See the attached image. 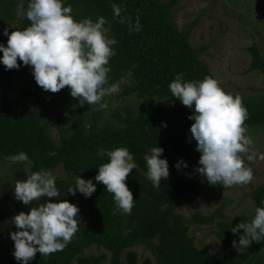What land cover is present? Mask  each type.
I'll return each instance as SVG.
<instances>
[{"label": "trees", "instance_id": "trees-1", "mask_svg": "<svg viewBox=\"0 0 264 264\" xmlns=\"http://www.w3.org/2000/svg\"><path fill=\"white\" fill-rule=\"evenodd\" d=\"M21 1L0 0V43L5 46L8 39L3 35L5 28L11 33L30 26L26 17L18 19L17 6ZM177 3L178 0H64L65 6L71 5L77 21L84 18L95 21L101 16L108 21L109 35L117 40L113 46L116 54L109 61V84L119 86L125 78L129 79L118 98L136 96L147 102L152 97L161 99V104L153 102L152 109L146 106L135 111L126 106L125 116L116 115L118 124L104 119L107 109L81 106L71 97L67 86L57 93L43 91L35 82L31 67L19 60V70L6 71L0 64V167L7 163L11 169L0 176V264H19L13 256L14 241L10 238V233L17 231L12 217L21 211L28 213L31 207L46 200L42 197L29 206L17 201L15 182L27 179L33 172H49L59 167L64 172L56 177L60 199L79 207V231L63 251L48 257L37 253L29 264H264V240L253 241L241 254L233 248L232 242H238L239 236L231 228L241 221H231L226 213L233 202L230 197L208 214L199 209L186 216L180 211L182 207L189 209L197 198L199 182L189 154L193 121L188 117L192 110L173 97L168 86L177 74H183L185 81L215 77L202 59L206 47H194L190 42L197 21L184 29L176 25L173 11ZM27 4L25 0L24 8ZM113 4L121 7V15L130 17L133 25L139 17L140 31L130 32L127 23L114 19ZM249 50L252 59L247 72L258 70L264 74V55L259 44L254 42ZM20 83L26 84L20 94L11 93ZM114 97L112 94L104 99L110 105ZM241 97L249 113L245 121L247 129L254 125L264 128V96ZM61 103H66L71 112V123L67 128L56 125L59 133L55 135L53 126L58 118L54 112ZM155 146L164 149L162 158L167 159L170 172L159 188H153L146 178L145 156ZM120 147L131 151L137 165L126 180L134 197L131 214H121L115 209L112 194L102 183H97L90 198L79 192L76 195L67 192L76 175L96 183L98 167L109 159L107 156L101 159L99 149ZM22 151L28 154L29 162L14 163L7 158ZM181 160L188 165L181 169L195 181L171 173ZM250 197L255 208L264 207V183L256 186ZM254 214L255 210L249 222ZM206 225H215L211 230L220 241L216 251L208 243L198 244L197 232ZM140 246L151 257L141 261L137 250Z\"/></svg>", "mask_w": 264, "mask_h": 264}, {"label": "clouds", "instance_id": "clouds-1", "mask_svg": "<svg viewBox=\"0 0 264 264\" xmlns=\"http://www.w3.org/2000/svg\"><path fill=\"white\" fill-rule=\"evenodd\" d=\"M113 18L127 23L129 31H140L139 17L133 25L130 17L121 15L122 9L116 4ZM19 14L30 21V26L9 33L5 28L7 46L0 43V64L5 70H19L22 62L30 66L38 86L45 92L57 93L66 86L71 97L81 106H98L97 110L107 109L104 99L119 91L117 84H109V61L116 54L113 47L117 40L109 35L110 28L105 17L95 21L84 18L77 21L72 16L71 5L65 6L64 0H28L27 8L23 3ZM173 97L192 110L188 119L191 138L196 142V151L201 155L195 171L210 185L224 188L247 185L254 178L249 163L257 159L264 161V152H258L248 136L245 121L249 118L247 108L240 95L225 92L219 82L211 76L202 81H185L183 74H177L169 84ZM166 127V123H164ZM164 149L152 147L150 155L145 156L146 178L153 188L161 187V181L169 178V163L162 158ZM98 156H107L108 162L98 167L93 179L74 177L75 183L67 192H77L90 198L96 192L97 183L105 185L112 194L115 209L121 214H131L134 207L132 191L126 180L137 165L127 147L114 150L99 149ZM55 155V153H49ZM12 162H29L28 154L7 157ZM187 168L185 161H178L177 169ZM0 169V173H1ZM14 197L29 206L33 201L46 198L44 203L31 207L28 213L21 211L12 217L17 231L10 233L14 241L13 256L19 264H29L37 253L48 257L63 251L79 231V207L62 196L56 184V177L46 170L33 172L25 180H17ZM64 195V193H63ZM49 198H56L53 202ZM240 230L243 233L240 234ZM239 236L232 246L238 253L247 250L253 241L264 240V207H256L252 220L240 222L231 228Z\"/></svg>", "mask_w": 264, "mask_h": 264}, {"label": "rangeland", "instance_id": "rangeland-1", "mask_svg": "<svg viewBox=\"0 0 264 264\" xmlns=\"http://www.w3.org/2000/svg\"><path fill=\"white\" fill-rule=\"evenodd\" d=\"M22 0L21 3H24ZM170 1V0H166ZM18 19L25 16L19 14ZM27 8V7H26ZM25 8V9H26ZM176 25L179 29H184L186 25L197 21L190 42L194 47L205 46L202 59L209 65L215 79L225 92H230L234 96H264V74L261 71L247 72L250 66L252 54L249 47L257 42L264 55V0H178L173 11ZM19 22V21H18ZM21 22V21H20ZM13 25V24H12ZM129 79L125 78L119 85V91L114 93V101L108 105L104 119L118 124L116 115L125 116V107L131 106L135 111L139 107L152 109L153 102L161 104V99L152 97L150 102L139 99L136 96L118 98L124 90V84ZM26 84L20 83L11 93L20 94L21 88ZM119 109V112L116 111ZM58 118L53 126V132L58 135L59 130L56 125L67 128L71 123V112L67 110V104L61 105L54 112ZM104 120V122H105ZM103 122V123H104ZM260 125L250 126L247 135L250 136L254 147L258 152H264V128ZM59 137V136H58ZM189 154L193 171L197 175L199 182L197 187L199 192L197 198L188 208H181L180 211L186 216H191L197 210H202L208 214L216 210L226 197H230L233 202L227 206L226 213L229 219L234 222H246L255 210V204L250 197V192L258 185L264 183V161L256 160L253 163L246 161L253 170L254 178L247 185H238L231 188H224L221 185H210L195 171L198 167L200 153L196 151V142L191 138ZM2 173H10L9 164L0 167ZM55 177L63 176L62 167L49 171ZM173 175L182 174L187 180L195 181L189 177L181 168L172 169ZM214 226H203V231L197 232L199 245L208 243L212 250L219 249L220 241L211 230ZM141 261L146 257H151L144 247L137 248ZM105 264H109L105 263Z\"/></svg>", "mask_w": 264, "mask_h": 264}]
</instances>
